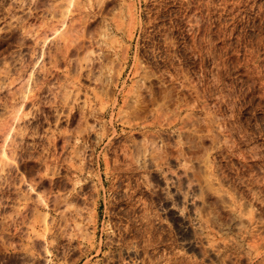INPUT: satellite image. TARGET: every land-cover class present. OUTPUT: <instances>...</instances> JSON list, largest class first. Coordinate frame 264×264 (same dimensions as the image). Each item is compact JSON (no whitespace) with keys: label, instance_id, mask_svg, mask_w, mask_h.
Instances as JSON below:
<instances>
[{"label":"rangeland","instance_id":"rangeland-1","mask_svg":"<svg viewBox=\"0 0 264 264\" xmlns=\"http://www.w3.org/2000/svg\"><path fill=\"white\" fill-rule=\"evenodd\" d=\"M0 264H264V0H0Z\"/></svg>","mask_w":264,"mask_h":264},{"label":"bare ground","instance_id":"bare-ground-1","mask_svg":"<svg viewBox=\"0 0 264 264\" xmlns=\"http://www.w3.org/2000/svg\"><path fill=\"white\" fill-rule=\"evenodd\" d=\"M79 133V132H78ZM81 134V133H80ZM62 136V135H61ZM72 137V136H71ZM66 138V137H65ZM64 139V138H63ZM67 139V138H66ZM68 140V139H67ZM65 141V140H64ZM80 141V140H79ZM66 144V143H65ZM70 145V144H69ZM67 147V146H66ZM76 149V148H75ZM44 200V199H43ZM79 225V224H78ZM87 240H88V238H87Z\"/></svg>","mask_w":264,"mask_h":264}]
</instances>
